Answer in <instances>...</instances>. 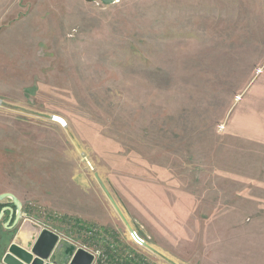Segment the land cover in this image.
<instances>
[{
	"label": "rangeland",
	"instance_id": "1",
	"mask_svg": "<svg viewBox=\"0 0 264 264\" xmlns=\"http://www.w3.org/2000/svg\"><path fill=\"white\" fill-rule=\"evenodd\" d=\"M102 184L176 264H264V0H0V194L94 264H168Z\"/></svg>",
	"mask_w": 264,
	"mask_h": 264
},
{
	"label": "water",
	"instance_id": "2",
	"mask_svg": "<svg viewBox=\"0 0 264 264\" xmlns=\"http://www.w3.org/2000/svg\"><path fill=\"white\" fill-rule=\"evenodd\" d=\"M92 1V0H88ZM104 4H113L117 2V0H101ZM103 185V184H102ZM103 189L108 196L111 204L113 205L115 211L119 215V217L124 222L129 234L133 238L135 242L141 244V246L145 247L155 255L159 256L160 258L164 259L170 264H176L173 260L165 256L163 253L158 251L152 245L148 244L144 241L138 234V232L134 229L131 222L122 211L116 200L112 197L108 189L103 185ZM0 204H8L5 206L0 212V222L3 220L6 212H10V219L7 221L6 226L11 222L14 208L17 211V220L16 223L20 220L21 217V207L22 202L18 199V197L12 193H3L0 194ZM12 204L14 208L9 205ZM59 242V236L48 230L45 229L40 233L39 237L37 238L36 242L32 246H28V248H24L18 244L13 243L7 254L4 255L2 264H58V262H50L52 258V253L56 248ZM62 246H60L61 248ZM69 250L72 252L68 254V261L65 264H94L95 256L90 252L84 249H75L74 247H70Z\"/></svg>",
	"mask_w": 264,
	"mask_h": 264
},
{
	"label": "flooded vegetation",
	"instance_id": "3",
	"mask_svg": "<svg viewBox=\"0 0 264 264\" xmlns=\"http://www.w3.org/2000/svg\"><path fill=\"white\" fill-rule=\"evenodd\" d=\"M7 205L8 204H0V212ZM9 205H11L14 208L12 204H9ZM20 211H21V217L18 223H16L18 213L15 208H14L12 220L8 224V226H6V223L10 219V212H6L3 220L0 222V255L1 256L7 254L10 246L13 243L18 244L24 248H28V246L34 245L37 240V237H36V238L30 239L28 243H25L27 241L26 237L28 236L29 230L32 231V226L29 224H24L23 222L26 219L30 220V218L27 216V212H25V208L23 207V205ZM36 226L39 231L38 235H40V233L44 230V228L38 224H36ZM60 246L62 247L60 248ZM69 248L70 246L61 244V240L59 237V242L52 253L51 259L53 260V262L55 261V262H58V264H65L68 261V257H67L68 254L72 253L69 250Z\"/></svg>",
	"mask_w": 264,
	"mask_h": 264
},
{
	"label": "crops",
	"instance_id": "4",
	"mask_svg": "<svg viewBox=\"0 0 264 264\" xmlns=\"http://www.w3.org/2000/svg\"><path fill=\"white\" fill-rule=\"evenodd\" d=\"M23 222H24V224H29L32 226V231L29 230L28 236L26 237L27 241L25 243H28L30 241V239H32V238H36V237L38 238L39 231H38L36 224L33 223L31 220H28V219L24 220ZM3 256L0 255V264H2ZM50 262H53V260L51 259ZM168 264H170V263H168Z\"/></svg>",
	"mask_w": 264,
	"mask_h": 264
},
{
	"label": "built area",
	"instance_id": "5",
	"mask_svg": "<svg viewBox=\"0 0 264 264\" xmlns=\"http://www.w3.org/2000/svg\"><path fill=\"white\" fill-rule=\"evenodd\" d=\"M53 122L57 123L59 126H61L62 128L67 127L68 123L67 121L60 116H54L53 117ZM141 237V236H140ZM143 239V238H142ZM144 240V239H143ZM145 241V240H144ZM139 246H141V244H139L138 242H136Z\"/></svg>",
	"mask_w": 264,
	"mask_h": 264
},
{
	"label": "trees",
	"instance_id": "6",
	"mask_svg": "<svg viewBox=\"0 0 264 264\" xmlns=\"http://www.w3.org/2000/svg\"><path fill=\"white\" fill-rule=\"evenodd\" d=\"M98 264H102V263L101 262H98ZM118 264H135V260L134 259H131L129 257L126 261H124V262L120 261V262H118Z\"/></svg>",
	"mask_w": 264,
	"mask_h": 264
}]
</instances>
